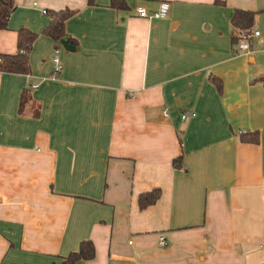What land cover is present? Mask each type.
I'll return each mask as SVG.
<instances>
[{
    "label": "crops",
    "instance_id": "obj_1",
    "mask_svg": "<svg viewBox=\"0 0 264 264\" xmlns=\"http://www.w3.org/2000/svg\"><path fill=\"white\" fill-rule=\"evenodd\" d=\"M111 1L14 0L0 30L2 55L38 35L29 75L0 72V264H62L83 241L95 257L75 264H264V0Z\"/></svg>",
    "mask_w": 264,
    "mask_h": 264
},
{
    "label": "trees",
    "instance_id": "obj_2",
    "mask_svg": "<svg viewBox=\"0 0 264 264\" xmlns=\"http://www.w3.org/2000/svg\"><path fill=\"white\" fill-rule=\"evenodd\" d=\"M89 5L93 3V0H88ZM111 7L114 9L124 8L125 5L121 0H112ZM15 10L14 0H0V30H7V22L11 13ZM74 11L60 10L57 12H50V22L47 28L43 31V34L52 40H59L65 36V22L71 18ZM255 13L246 11H235L232 18V44H238L241 41V33L250 34L252 32V25L255 17ZM38 35L31 33L26 29H20L17 32V52L14 55H2L0 54V72L29 75V53L31 47ZM214 82V81H213ZM215 84L216 81L214 82ZM218 85V84H217ZM26 94L21 96L20 110L26 102ZM28 100V99H27ZM244 135V134H243ZM241 135L240 140L243 142L257 143V133L246 134L249 136ZM175 169L182 168L181 158L173 160L172 163ZM160 192L154 190L149 193L141 194L138 199L139 208L141 210L153 205L159 198ZM95 257L94 246L90 241H83L77 252L71 253L64 258L62 264H75L78 261H90Z\"/></svg>",
    "mask_w": 264,
    "mask_h": 264
},
{
    "label": "built area",
    "instance_id": "obj_3",
    "mask_svg": "<svg viewBox=\"0 0 264 264\" xmlns=\"http://www.w3.org/2000/svg\"><path fill=\"white\" fill-rule=\"evenodd\" d=\"M33 5H35V4H33ZM167 10H168V5L162 4L160 7V10L158 12L153 13V14H148L144 8H138L137 12H138V15L140 17L152 19V18H163V17H165ZM43 12L46 13L45 11H43ZM258 35H259L258 32H251L250 34L241 33L240 46H242V48L249 50L251 40L253 39V37H256ZM53 63L55 64L54 72H55V74H57L62 69L60 62L58 60V57H57V52H55V55L53 57ZM53 78H55V77H53ZM163 117L166 119L169 118L168 113L163 112ZM188 117H195V114L191 113V112H184L181 115L182 120H185ZM167 246H168V243L163 238H161L160 239V247L166 248ZM260 247L264 248V241L262 242V245Z\"/></svg>",
    "mask_w": 264,
    "mask_h": 264
}]
</instances>
